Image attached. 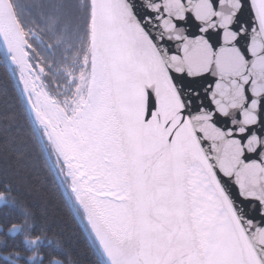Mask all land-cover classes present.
I'll return each mask as SVG.
<instances>
[{"label":"snow or ice","instance_id":"6c2138e0","mask_svg":"<svg viewBox=\"0 0 264 264\" xmlns=\"http://www.w3.org/2000/svg\"><path fill=\"white\" fill-rule=\"evenodd\" d=\"M0 44L96 264H264V0H0ZM18 211L4 264H65Z\"/></svg>","mask_w":264,"mask_h":264},{"label":"trees","instance_id":"16d2710c","mask_svg":"<svg viewBox=\"0 0 264 264\" xmlns=\"http://www.w3.org/2000/svg\"><path fill=\"white\" fill-rule=\"evenodd\" d=\"M5 89L7 95L3 94ZM46 157L32 138L18 94L0 62V192L5 191L6 183L10 184L11 195L17 201L16 206H0V228L6 231L11 223H22L18 211V206H22L31 212L34 234H38L39 226L43 225L49 239L59 240L69 249L61 251L60 258L65 264L69 256L75 264H96L95 245L85 230V222L83 225L77 218L55 170L50 172L51 160L46 164ZM5 231H0V238H4ZM15 239L9 238L0 252L21 251L13 244ZM0 264H4L2 258ZM21 264H26V257H22Z\"/></svg>","mask_w":264,"mask_h":264},{"label":"water","instance_id":"95a60500","mask_svg":"<svg viewBox=\"0 0 264 264\" xmlns=\"http://www.w3.org/2000/svg\"><path fill=\"white\" fill-rule=\"evenodd\" d=\"M244 18H245V19H248V13H247V12L245 13V17H244ZM192 31L194 32L195 29L193 28ZM1 45H2V44H1ZM2 47H3V45H2ZM212 79H213V77H211V76L197 78V80H198L200 83H203L205 80H207V81H211ZM1 205H2V204H0V206H1Z\"/></svg>","mask_w":264,"mask_h":264},{"label":"rangeland","instance_id":"374dc122","mask_svg":"<svg viewBox=\"0 0 264 264\" xmlns=\"http://www.w3.org/2000/svg\"><path fill=\"white\" fill-rule=\"evenodd\" d=\"M58 177V176H57ZM58 179H59V181H60V183H61V185H62V182H61V179L58 177ZM62 188H63V191H64V193H65V190H64V187H63V185H62ZM67 196V195H66ZM75 212V211H74ZM75 214H76V216H77V218L79 219V221L83 224L84 223V221H83V219H82V217H80V215H78L76 212H75ZM84 225V224H83Z\"/></svg>","mask_w":264,"mask_h":264},{"label":"flooded vegetation","instance_id":"af4514ba","mask_svg":"<svg viewBox=\"0 0 264 264\" xmlns=\"http://www.w3.org/2000/svg\"><path fill=\"white\" fill-rule=\"evenodd\" d=\"M36 2L43 3L45 2V0H24V3H29V4L36 3Z\"/></svg>","mask_w":264,"mask_h":264}]
</instances>
